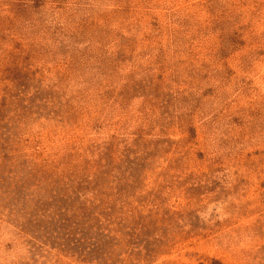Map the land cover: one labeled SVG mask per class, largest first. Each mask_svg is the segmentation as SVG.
<instances>
[{"label":"rangeland","instance_id":"obj_1","mask_svg":"<svg viewBox=\"0 0 264 264\" xmlns=\"http://www.w3.org/2000/svg\"><path fill=\"white\" fill-rule=\"evenodd\" d=\"M0 264H264V0H0Z\"/></svg>","mask_w":264,"mask_h":264}]
</instances>
